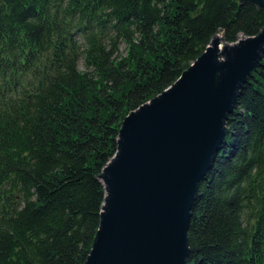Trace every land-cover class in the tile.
<instances>
[{
  "label": "trees",
  "instance_id": "1",
  "mask_svg": "<svg viewBox=\"0 0 264 264\" xmlns=\"http://www.w3.org/2000/svg\"><path fill=\"white\" fill-rule=\"evenodd\" d=\"M263 26L264 9L239 0H0V264H84L126 115L219 29L236 42ZM188 240V264H264V57L200 182Z\"/></svg>",
  "mask_w": 264,
  "mask_h": 264
},
{
  "label": "water",
  "instance_id": "2",
  "mask_svg": "<svg viewBox=\"0 0 264 264\" xmlns=\"http://www.w3.org/2000/svg\"><path fill=\"white\" fill-rule=\"evenodd\" d=\"M239 1L264 9V0ZM263 57L264 26L236 42L219 29L174 83L126 115L117 151L98 175L105 197L84 264L189 263L188 230L200 182Z\"/></svg>",
  "mask_w": 264,
  "mask_h": 264
},
{
  "label": "rangeland",
  "instance_id": "3",
  "mask_svg": "<svg viewBox=\"0 0 264 264\" xmlns=\"http://www.w3.org/2000/svg\"><path fill=\"white\" fill-rule=\"evenodd\" d=\"M124 47V46H123ZM81 68H84L83 64H81Z\"/></svg>",
  "mask_w": 264,
  "mask_h": 264
}]
</instances>
